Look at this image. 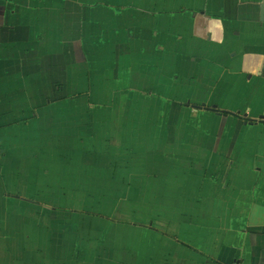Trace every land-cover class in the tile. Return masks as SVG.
I'll use <instances>...</instances> for the list:
<instances>
[{"label":"crops","instance_id":"obj_1","mask_svg":"<svg viewBox=\"0 0 264 264\" xmlns=\"http://www.w3.org/2000/svg\"><path fill=\"white\" fill-rule=\"evenodd\" d=\"M0 264H264V0H0Z\"/></svg>","mask_w":264,"mask_h":264}]
</instances>
